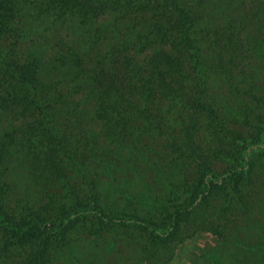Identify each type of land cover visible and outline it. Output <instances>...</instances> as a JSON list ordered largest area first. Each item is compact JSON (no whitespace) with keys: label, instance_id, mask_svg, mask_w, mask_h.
I'll return each mask as SVG.
<instances>
[{"label":"trees","instance_id":"1","mask_svg":"<svg viewBox=\"0 0 264 264\" xmlns=\"http://www.w3.org/2000/svg\"><path fill=\"white\" fill-rule=\"evenodd\" d=\"M0 112V264L264 251V0H0Z\"/></svg>","mask_w":264,"mask_h":264},{"label":"rangeland","instance_id":"2","mask_svg":"<svg viewBox=\"0 0 264 264\" xmlns=\"http://www.w3.org/2000/svg\"><path fill=\"white\" fill-rule=\"evenodd\" d=\"M28 24V20L22 21L20 23L21 26H26ZM33 38V36H31ZM27 39V38H26ZM24 37L21 38L20 43L21 45H24L25 43L31 44L30 39L26 40ZM36 39V37H35ZM22 47V46H21ZM9 122L7 121V118L5 119V116L2 112H0V135L5 131H12V129L8 126ZM16 143H21V138L16 134ZM21 184V183H20ZM258 211V210H257ZM261 215H255L253 217V226L248 229L246 232L242 233L239 237H246V235H252L255 236L257 232H261L260 226L256 225V222L263 221L264 222V208L261 209V212L258 211ZM243 223L240 225L242 226ZM261 225V224H260ZM247 233V234H246ZM248 237V236H247ZM219 237L210 232H198L196 234H193L192 238L185 241L182 245H180L177 250L176 254L173 256V258L169 261H167L164 264H193L195 260L200 255H211L213 254V251L215 248L219 245ZM78 254L81 257H88L91 256L96 249V245L92 241V239H87L81 242L78 245ZM235 250L236 247H233ZM112 260L110 264H134L130 261L135 260L134 257L130 254H124L122 257V260L120 263L119 260H117V255L114 253L112 255ZM99 258V257H98ZM237 258L246 260L248 264H264V251H256V250H244L242 248L237 249ZM69 255H65L63 258L59 259L58 264H70L69 263ZM97 264H103L102 262H98Z\"/></svg>","mask_w":264,"mask_h":264}]
</instances>
